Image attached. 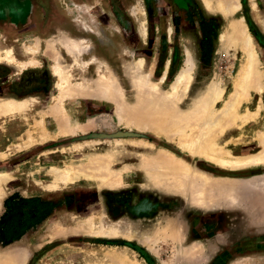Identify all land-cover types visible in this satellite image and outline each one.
<instances>
[{
	"label": "rangeland",
	"instance_id": "1",
	"mask_svg": "<svg viewBox=\"0 0 264 264\" xmlns=\"http://www.w3.org/2000/svg\"><path fill=\"white\" fill-rule=\"evenodd\" d=\"M94 1L0 0V264H264V0Z\"/></svg>",
	"mask_w": 264,
	"mask_h": 264
},
{
	"label": "trees",
	"instance_id": "2",
	"mask_svg": "<svg viewBox=\"0 0 264 264\" xmlns=\"http://www.w3.org/2000/svg\"><path fill=\"white\" fill-rule=\"evenodd\" d=\"M210 25H212V23L209 21L202 23L203 37L207 36L204 27ZM209 34L214 35V31H209L208 36H211ZM5 212V218L8 221L9 227L4 230V233L9 238L16 233H20L29 224L33 217L32 205L29 201H8L7 210Z\"/></svg>",
	"mask_w": 264,
	"mask_h": 264
},
{
	"label": "crops",
	"instance_id": "3",
	"mask_svg": "<svg viewBox=\"0 0 264 264\" xmlns=\"http://www.w3.org/2000/svg\"><path fill=\"white\" fill-rule=\"evenodd\" d=\"M124 1V0H123ZM71 3H73V7H74V9L76 8V4L79 6V5H85V6H87V3L88 4H90V5H88L89 7H91V8H93V7H95V6H98L97 4H100V1H94V0H83V1H81V4H79V2H76V0H72V2ZM103 3H101V7H103V5H102ZM135 4V3H134ZM133 4V2L130 4V0H125V8L127 9V10H129V9H131V7L134 5ZM42 6H44V5H42ZM41 6V7H42ZM106 6V5H105ZM67 13V12H66ZM68 14V13H67ZM1 17H4V15H0ZM44 19V21L43 22H41V28L44 30L45 29V24H44V22H45V19H48V15L46 14L45 15V17L43 18ZM15 20H16V22H18L19 20L17 19V18H15ZM1 22H3V23H5V22H9V23H11L12 25H13V23H12V21H8V20H0ZM20 22V21H19ZM21 22H23V21H21ZM25 23V22H24ZM40 24V23H39ZM81 27V26H80ZM82 28V27H81ZM83 29V28H82ZM85 30V29H84ZM70 34H71V32H69ZM68 36H70L71 38H80V36H72V34L71 35H69V34H67ZM33 38H38V39H40V40H42L39 36H34ZM47 38H49V37H47ZM47 38H45V39H47Z\"/></svg>",
	"mask_w": 264,
	"mask_h": 264
},
{
	"label": "bare ground",
	"instance_id": "4",
	"mask_svg": "<svg viewBox=\"0 0 264 264\" xmlns=\"http://www.w3.org/2000/svg\"><path fill=\"white\" fill-rule=\"evenodd\" d=\"M228 8H229V7H228ZM229 11H230V10H229ZM229 11H228V12H229Z\"/></svg>",
	"mask_w": 264,
	"mask_h": 264
}]
</instances>
